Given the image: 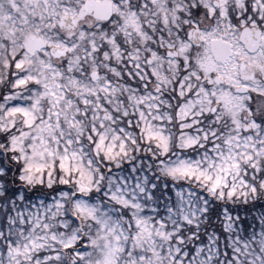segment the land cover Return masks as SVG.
Here are the masks:
<instances>
[{
  "label": "clouds",
  "instance_id": "9594fccd",
  "mask_svg": "<svg viewBox=\"0 0 264 264\" xmlns=\"http://www.w3.org/2000/svg\"><path fill=\"white\" fill-rule=\"evenodd\" d=\"M0 264H264V0H0Z\"/></svg>",
  "mask_w": 264,
  "mask_h": 264
}]
</instances>
